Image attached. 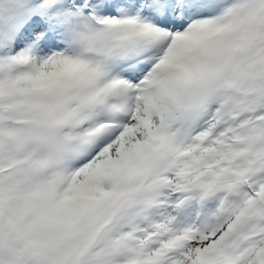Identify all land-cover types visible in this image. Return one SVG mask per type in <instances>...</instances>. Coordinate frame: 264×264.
I'll list each match as a JSON object with an SVG mask.
<instances>
[{
	"label": "snow or ice",
	"instance_id": "1",
	"mask_svg": "<svg viewBox=\"0 0 264 264\" xmlns=\"http://www.w3.org/2000/svg\"><path fill=\"white\" fill-rule=\"evenodd\" d=\"M0 264H264V0H0Z\"/></svg>",
	"mask_w": 264,
	"mask_h": 264
}]
</instances>
